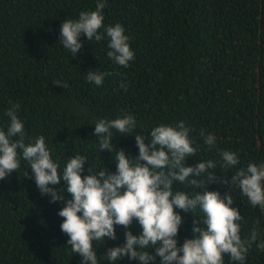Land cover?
Here are the masks:
<instances>
[{
	"label": "trees",
	"instance_id": "16d2710c",
	"mask_svg": "<svg viewBox=\"0 0 264 264\" xmlns=\"http://www.w3.org/2000/svg\"><path fill=\"white\" fill-rule=\"evenodd\" d=\"M104 27L119 22L130 37L134 59L127 67L108 56V38L88 41L72 56L59 41L66 18L94 11L98 0H0V129L7 130L6 110L19 103L17 115L24 123L25 143L44 136L51 158L62 171L76 154L87 157L88 168L116 170V150L138 155L133 135H145L160 124L183 121L197 148L186 165L216 162L217 181L207 190L233 197L242 219L240 236L258 233L243 264H264V210L253 206L231 177L249 162L264 163V0H103ZM102 27L100 32L104 31ZM89 70L106 72L101 85L86 80ZM60 81L67 87L53 83ZM121 84L125 87H121ZM131 114L136 126L131 134L112 129L113 152L99 150L94 123ZM211 133L215 146L204 136ZM15 139V138H13ZM236 152L239 163L221 167V151ZM0 180V264H81L82 257L67 245L58 215L63 200L50 202L35 184L29 163ZM27 171V175L25 172ZM223 177L228 183H220ZM191 179V177L189 178ZM61 187L64 181L60 182ZM59 187V186H53ZM64 190V196L70 194ZM190 196L199 188L187 181L173 183V192ZM182 217L177 245L193 238V215L175 209ZM205 227L203 220H198ZM141 231L138 222L128 229L115 226L116 239L93 242L98 264H140L137 259H107L110 247L125 242L124 233ZM147 251L155 255L154 248ZM148 264H160V257ZM223 264H240L224 254Z\"/></svg>",
	"mask_w": 264,
	"mask_h": 264
},
{
	"label": "clouds",
	"instance_id": "9594fccd",
	"mask_svg": "<svg viewBox=\"0 0 264 264\" xmlns=\"http://www.w3.org/2000/svg\"><path fill=\"white\" fill-rule=\"evenodd\" d=\"M104 7L103 0H98L94 11H81L75 20L66 18L61 24L59 41L75 56L82 47L81 34L88 41H101L106 36L110 49L107 56L117 65L127 67L134 59L130 37L119 22L104 27ZM102 27L104 31H98ZM106 75L110 73L89 70L86 80L99 86ZM53 83L67 87L60 81ZM121 87L125 85L121 84ZM19 107V103L11 104L6 110L10 118L7 130L0 129V180L17 171L22 155L30 165L41 194L49 195L50 202L64 201L58 211L63 217L60 229L69 237L67 245L71 246V251L82 257L81 264H98L93 242L102 243L105 237L115 240V226L128 229L133 220L140 225V233L133 235L126 230L125 242L107 249L108 261L115 262L127 256L130 260L137 259L140 264H148L159 256L160 264H223L224 254H227L231 260L243 264L249 248L257 241L258 233L253 228L249 238L242 240L238 223L242 217L233 206V197L226 192L222 196L218 191L207 190L209 183L217 181L214 171H209L215 169V161L186 165V158L194 156L197 148L189 136L191 129L183 121L175 126L160 124L154 127L148 134L151 139L147 143L145 135H133L138 155L116 150L114 172L106 167L99 170L89 167L88 174L82 175L87 157L76 154L68 159L61 174L59 165L52 160L46 147L44 136L25 143L24 123L17 115ZM94 125L99 150L112 153L111 130L131 134L136 120L127 114L111 120L100 119ZM204 142L209 148L214 147L215 137L209 133L204 136ZM220 156L221 167L225 169L239 163L236 152L221 151ZM61 180L70 198L64 196L65 187H61ZM186 181L190 187L201 191H195L192 196L183 190L173 192L174 182L183 184ZM219 182L228 183L223 177ZM230 184L238 185L253 206L258 205L264 210V163L249 162L246 168H240L232 175ZM197 208L203 217L193 215ZM175 209L190 212L196 218L192 231L198 235L185 238L180 246L176 237L182 217ZM200 219L205 227L198 223ZM256 246L264 250V241ZM149 248H154L155 255L147 251Z\"/></svg>",
	"mask_w": 264,
	"mask_h": 264
}]
</instances>
